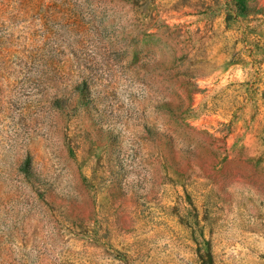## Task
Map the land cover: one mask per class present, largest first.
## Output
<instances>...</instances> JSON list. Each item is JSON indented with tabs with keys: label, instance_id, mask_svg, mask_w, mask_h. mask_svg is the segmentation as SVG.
Segmentation results:
<instances>
[{
	"label": "rangeland",
	"instance_id": "rangeland-1",
	"mask_svg": "<svg viewBox=\"0 0 264 264\" xmlns=\"http://www.w3.org/2000/svg\"><path fill=\"white\" fill-rule=\"evenodd\" d=\"M0 264H264V0H0Z\"/></svg>",
	"mask_w": 264,
	"mask_h": 264
}]
</instances>
